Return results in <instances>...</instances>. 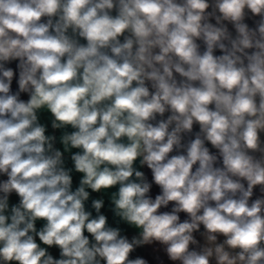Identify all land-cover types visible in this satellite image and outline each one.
I'll use <instances>...</instances> for the list:
<instances>
[{
	"label": "clouds",
	"instance_id": "clouds-1",
	"mask_svg": "<svg viewBox=\"0 0 264 264\" xmlns=\"http://www.w3.org/2000/svg\"><path fill=\"white\" fill-rule=\"evenodd\" d=\"M0 264H264V0H0Z\"/></svg>",
	"mask_w": 264,
	"mask_h": 264
}]
</instances>
